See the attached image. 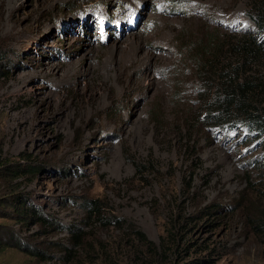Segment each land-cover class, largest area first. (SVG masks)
<instances>
[{"label": "rangeland", "instance_id": "rangeland-1", "mask_svg": "<svg viewBox=\"0 0 264 264\" xmlns=\"http://www.w3.org/2000/svg\"><path fill=\"white\" fill-rule=\"evenodd\" d=\"M257 5L0 0V164L35 169L0 165V264H264V137L208 126L198 71Z\"/></svg>", "mask_w": 264, "mask_h": 264}, {"label": "trees", "instance_id": "trees-1", "mask_svg": "<svg viewBox=\"0 0 264 264\" xmlns=\"http://www.w3.org/2000/svg\"><path fill=\"white\" fill-rule=\"evenodd\" d=\"M262 9L257 5L253 14L260 32L264 34V11ZM208 51L210 54L205 57L204 64H200L198 68L200 86H202L200 94L205 107L203 121L208 126L225 125L229 128H233L240 121L251 134L264 137V105L263 107H254L252 104L261 85L255 82V76H239L243 67H249L248 73L252 72L253 74H257L259 68H262L260 63L264 61V36H261L260 39L251 37V39L243 38L231 42L229 53L234 57L235 64L232 62L219 63L217 56L220 53L215 50ZM255 66L258 70L254 69ZM0 165L6 168L1 166V169L6 170L3 177L20 178L25 174L35 173V169L28 168L24 171L23 167L12 171L10 170L12 164L7 162ZM88 205L93 207L96 202H88ZM21 209L19 208L17 213L22 216L26 212L21 213L23 211ZM31 213L35 214L34 210H31ZM41 219L38 216L37 221L47 225V222ZM77 233V231L74 233L75 239H78ZM138 235L144 240L140 233ZM197 264L199 263L197 262Z\"/></svg>", "mask_w": 264, "mask_h": 264}, {"label": "bare ground", "instance_id": "bare-ground-1", "mask_svg": "<svg viewBox=\"0 0 264 264\" xmlns=\"http://www.w3.org/2000/svg\"><path fill=\"white\" fill-rule=\"evenodd\" d=\"M132 43V42H131ZM133 44V43H132Z\"/></svg>", "mask_w": 264, "mask_h": 264}]
</instances>
